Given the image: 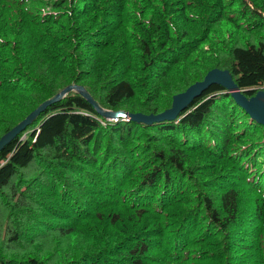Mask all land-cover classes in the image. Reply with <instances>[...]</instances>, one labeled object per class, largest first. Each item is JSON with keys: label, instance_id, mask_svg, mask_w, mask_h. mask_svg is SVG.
Instances as JSON below:
<instances>
[{"label": "trees", "instance_id": "16d2710c", "mask_svg": "<svg viewBox=\"0 0 264 264\" xmlns=\"http://www.w3.org/2000/svg\"><path fill=\"white\" fill-rule=\"evenodd\" d=\"M212 68L264 90V0H0V136L70 84L157 114ZM101 121L71 91L0 151V264H264V130L225 89Z\"/></svg>", "mask_w": 264, "mask_h": 264}, {"label": "water", "instance_id": "95a60500", "mask_svg": "<svg viewBox=\"0 0 264 264\" xmlns=\"http://www.w3.org/2000/svg\"><path fill=\"white\" fill-rule=\"evenodd\" d=\"M212 84H217L225 89L236 105L243 109L250 119L260 124L264 130V90L259 89L247 97L232 80L231 73L227 69L212 68L205 73L201 80L192 83L184 91L173 95L170 107L157 114L131 113L122 110L112 111L104 109L98 105L83 86L70 84L62 88L52 97L41 102L25 118L1 135L0 151L30 125L46 107L59 101L65 94L71 91H75L79 96L83 97L93 110L103 118H126V121L149 125L156 122L175 120L194 98L198 97L202 91Z\"/></svg>", "mask_w": 264, "mask_h": 264}, {"label": "rangeland", "instance_id": "374dc122", "mask_svg": "<svg viewBox=\"0 0 264 264\" xmlns=\"http://www.w3.org/2000/svg\"><path fill=\"white\" fill-rule=\"evenodd\" d=\"M112 122H114V121L113 120H109V118H104V121H101V124L102 125H106V124L112 123Z\"/></svg>", "mask_w": 264, "mask_h": 264}, {"label": "built area", "instance_id": "2783aa9c", "mask_svg": "<svg viewBox=\"0 0 264 264\" xmlns=\"http://www.w3.org/2000/svg\"><path fill=\"white\" fill-rule=\"evenodd\" d=\"M121 119H122V120H126V118H121ZM109 120L117 121V118L109 119Z\"/></svg>", "mask_w": 264, "mask_h": 264}]
</instances>
